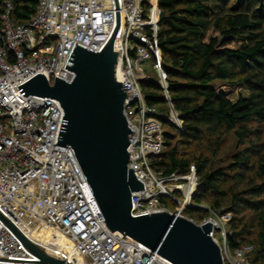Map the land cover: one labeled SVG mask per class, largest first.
I'll use <instances>...</instances> for the list:
<instances>
[{"label":"built area","instance_id":"2783aa9c","mask_svg":"<svg viewBox=\"0 0 264 264\" xmlns=\"http://www.w3.org/2000/svg\"><path fill=\"white\" fill-rule=\"evenodd\" d=\"M12 11L5 2L0 15V264H50L41 263L11 226L65 264H173L107 229L72 149L56 144L64 115L60 104L22 96L17 88L37 74L50 85L55 77L70 83L74 73L65 67L75 44L99 53L114 33V76L126 87L123 113L132 132L127 168L143 184V190L131 193L130 216L162 211L198 226L210 223L209 236L223 263L249 264L250 245L228 248L229 213H213L198 222L184 215L198 186L193 166L186 175L164 178L150 168V158L164 147V128L145 102L142 83L153 79L144 67L157 76L155 83L170 108L166 121L181 127L170 106L158 47L159 0H37L34 16L22 24L13 22ZM161 199L170 200L175 208H167ZM23 227L44 236L52 232L44 242H37Z\"/></svg>","mask_w":264,"mask_h":264},{"label":"trees","instance_id":"16d2710c","mask_svg":"<svg viewBox=\"0 0 264 264\" xmlns=\"http://www.w3.org/2000/svg\"><path fill=\"white\" fill-rule=\"evenodd\" d=\"M5 2L16 24L34 16L37 0H0V15ZM159 8L158 47L181 127L166 121L168 106L155 81L143 84L147 106L169 129L150 168L164 178L193 166L198 186L184 215L198 222L229 213L228 248L250 245L249 264H264V0H159ZM232 39L238 48L228 47ZM234 85L247 96L233 102L221 91ZM229 134L237 147L220 165Z\"/></svg>","mask_w":264,"mask_h":264},{"label":"water","instance_id":"95a60500","mask_svg":"<svg viewBox=\"0 0 264 264\" xmlns=\"http://www.w3.org/2000/svg\"><path fill=\"white\" fill-rule=\"evenodd\" d=\"M115 33L99 53L75 44L65 67L70 83L55 77L50 85L37 74L18 86L22 96L57 100L64 111L56 144L67 146L82 170L110 232L143 244L173 264H224L209 236L211 224L198 226L166 212L131 217V193L143 184L127 168L129 135L123 113L125 86L115 79ZM41 263L65 264L46 255L11 226Z\"/></svg>","mask_w":264,"mask_h":264},{"label":"rangeland","instance_id":"374dc122","mask_svg":"<svg viewBox=\"0 0 264 264\" xmlns=\"http://www.w3.org/2000/svg\"><path fill=\"white\" fill-rule=\"evenodd\" d=\"M211 36H218L215 33H211ZM222 38H219V40L221 41ZM240 46V41L237 39H232L230 45L228 46L229 48H238ZM143 71L145 74L150 75L153 79V81H157V76L155 74L154 71L149 70L148 68H143ZM143 84H148L143 82ZM221 91H224L227 96L229 97L230 100H232L233 102H235L239 97H246L247 96V92L240 86V85H234V86H223L221 88ZM170 114V108L168 107L166 111H164V116L167 117ZM166 131H169V129H167L166 127L164 128V133H163V137L166 133ZM175 134V141L178 140L177 134ZM237 142L233 136V134H229L223 141V145L219 154V158H218V164L220 165H226L228 164L230 161L231 156L233 155ZM164 150V149H163ZM169 203H172L170 200L164 199ZM174 204V203H172ZM171 210H173L174 208H172L171 205H169V207H167Z\"/></svg>","mask_w":264,"mask_h":264},{"label":"bare ground","instance_id":"6f19581e","mask_svg":"<svg viewBox=\"0 0 264 264\" xmlns=\"http://www.w3.org/2000/svg\"><path fill=\"white\" fill-rule=\"evenodd\" d=\"M23 229H24V231L26 232V233H29V235H30V237H31V239L32 240H34V241H37V242H44L46 239H47V237H49V235L51 234V232L52 231H46L44 234H45V236L43 235V234H41V233H39V234H34V233H32L31 231H29L27 228H25V227H23ZM63 240V242H64V239H62ZM65 243H67L66 241H65Z\"/></svg>","mask_w":264,"mask_h":264}]
</instances>
